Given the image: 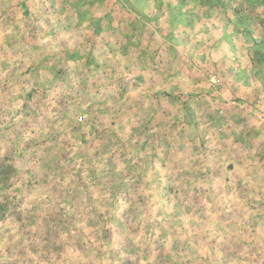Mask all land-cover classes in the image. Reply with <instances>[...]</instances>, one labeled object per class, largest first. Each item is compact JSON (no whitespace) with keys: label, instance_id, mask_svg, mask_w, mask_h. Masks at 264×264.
<instances>
[{"label":"rangeland","instance_id":"obj_1","mask_svg":"<svg viewBox=\"0 0 264 264\" xmlns=\"http://www.w3.org/2000/svg\"><path fill=\"white\" fill-rule=\"evenodd\" d=\"M0 264H264V0H0Z\"/></svg>","mask_w":264,"mask_h":264}]
</instances>
